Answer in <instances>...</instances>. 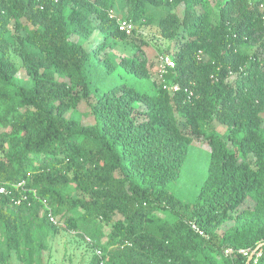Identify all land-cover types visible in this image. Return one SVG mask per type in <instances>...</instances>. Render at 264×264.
I'll return each mask as SVG.
<instances>
[{"label":"trees","instance_id":"16d2710c","mask_svg":"<svg viewBox=\"0 0 264 264\" xmlns=\"http://www.w3.org/2000/svg\"><path fill=\"white\" fill-rule=\"evenodd\" d=\"M263 3L0 0V264H45L62 234L85 264H264ZM111 10L170 42L163 84ZM196 139L210 163L186 202Z\"/></svg>","mask_w":264,"mask_h":264},{"label":"rangeland","instance_id":"374dc122","mask_svg":"<svg viewBox=\"0 0 264 264\" xmlns=\"http://www.w3.org/2000/svg\"><path fill=\"white\" fill-rule=\"evenodd\" d=\"M138 37H141L148 44L139 55L149 60L151 80L156 81L159 57L168 52L170 42L164 39L160 30L153 25H142L136 27ZM100 38L95 39L99 41ZM93 44V42H92ZM132 54L135 53L131 52ZM130 53V54H131ZM23 76V72L20 74ZM81 112H87L86 104L83 103L79 109ZM85 123H92L90 119H84ZM217 131L222 135L225 128L216 124ZM183 127V126H182ZM184 128V127H183ZM185 129V128H184ZM210 163V149L203 139H196L190 148L186 163L180 177L173 184V192L183 201L193 202L196 200L199 191L208 175ZM246 207H251L250 204ZM192 228L200 231L197 225L192 224ZM226 229V228H225ZM202 234V233H201ZM73 237L62 234L52 236L47 241L48 249L44 251V263L46 264H85L89 261L92 252L87 245L78 247L73 241ZM230 253V251H228ZM85 257V263L82 258ZM11 264H22L16 258H13Z\"/></svg>","mask_w":264,"mask_h":264},{"label":"built area","instance_id":"2783aa9c","mask_svg":"<svg viewBox=\"0 0 264 264\" xmlns=\"http://www.w3.org/2000/svg\"><path fill=\"white\" fill-rule=\"evenodd\" d=\"M264 1V0H263ZM261 7H264V3L261 5ZM110 18L111 19H117V23H118V28L121 32L127 34V35H132L135 31H136V25L129 19L126 18H122L119 17L116 12H114L113 10L110 11ZM159 65L157 68V76H158V80L160 83H164L165 81V76L167 75L168 71L172 68L175 67V61L173 60L172 56L170 54H163L159 57ZM164 89H169L171 91H177L179 90V86L178 85H174V86H167L164 85L163 86ZM22 184L19 185L22 186ZM0 194H9L8 189L5 186H2L0 184ZM49 219L51 220V222L53 223H57V221L53 218L52 214L50 213L48 215ZM98 256H101V251H97ZM103 264V263H102Z\"/></svg>","mask_w":264,"mask_h":264}]
</instances>
